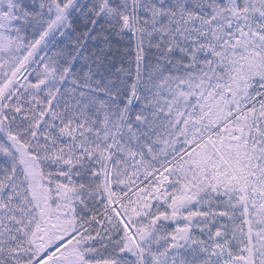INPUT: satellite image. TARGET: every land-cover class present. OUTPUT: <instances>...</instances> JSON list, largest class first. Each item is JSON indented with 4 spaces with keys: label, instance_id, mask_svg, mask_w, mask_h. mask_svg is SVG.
Returning <instances> with one entry per match:
<instances>
[{
    "label": "snow or ice",
    "instance_id": "6c2138e0",
    "mask_svg": "<svg viewBox=\"0 0 264 264\" xmlns=\"http://www.w3.org/2000/svg\"><path fill=\"white\" fill-rule=\"evenodd\" d=\"M0 264H264V0H0Z\"/></svg>",
    "mask_w": 264,
    "mask_h": 264
}]
</instances>
